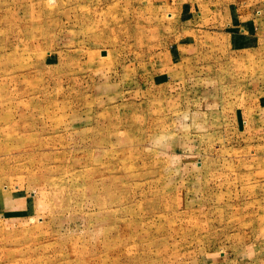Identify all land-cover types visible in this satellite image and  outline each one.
Returning a JSON list of instances; mask_svg holds the SVG:
<instances>
[{"label": "rangeland", "instance_id": "obj_1", "mask_svg": "<svg viewBox=\"0 0 264 264\" xmlns=\"http://www.w3.org/2000/svg\"><path fill=\"white\" fill-rule=\"evenodd\" d=\"M0 264H264V0H0Z\"/></svg>", "mask_w": 264, "mask_h": 264}, {"label": "crops", "instance_id": "obj_2", "mask_svg": "<svg viewBox=\"0 0 264 264\" xmlns=\"http://www.w3.org/2000/svg\"><path fill=\"white\" fill-rule=\"evenodd\" d=\"M200 31H201V29H200ZM177 47L181 48V47H183V45H178Z\"/></svg>", "mask_w": 264, "mask_h": 264}]
</instances>
